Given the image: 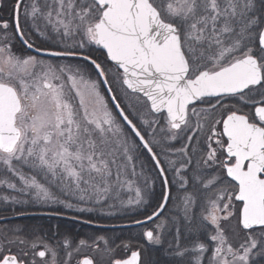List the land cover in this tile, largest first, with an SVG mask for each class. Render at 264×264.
Masks as SVG:
<instances>
[{"label": "snow or ice", "instance_id": "6c2138e0", "mask_svg": "<svg viewBox=\"0 0 264 264\" xmlns=\"http://www.w3.org/2000/svg\"><path fill=\"white\" fill-rule=\"evenodd\" d=\"M0 7L12 21L0 19V187L16 193L0 201L96 210L75 199L107 215L135 213L143 218L131 223L149 245L167 243L160 264H264V0ZM16 41L35 54L17 55ZM181 135L183 146L172 148ZM173 186L178 211L165 216ZM22 231H0V264L46 254L56 264L55 247ZM113 264H141V252Z\"/></svg>", "mask_w": 264, "mask_h": 264}, {"label": "trees", "instance_id": "16d2710c", "mask_svg": "<svg viewBox=\"0 0 264 264\" xmlns=\"http://www.w3.org/2000/svg\"><path fill=\"white\" fill-rule=\"evenodd\" d=\"M2 2L3 5H10L12 0H2ZM0 19L8 20L11 25L12 21L9 15V7H0ZM13 51L16 52L17 55H23L29 53L24 47H22L19 41L13 43ZM100 54L102 55V53ZM109 106L111 107L110 102H109ZM125 111L127 112V109H125ZM130 118H132L134 122H137L131 115ZM184 143L185 141L182 143L175 141L171 143V147L177 149L182 147ZM156 150L159 151V149ZM143 157L145 163L150 166L151 161L148 158L146 152L143 153ZM173 158H178V157H173ZM148 170L151 171V168L149 167ZM152 175L155 176V172H152ZM153 191L155 193L153 202L155 203L156 199L159 198L161 191L159 180H157L155 185L153 186ZM171 191H172L173 199L169 201V204L166 207L164 215H168L172 209H175L174 205L178 203L179 196L181 195V193H177L175 186L172 187ZM2 194L14 195L13 192L8 190L6 187L0 191V195ZM121 194L124 197L123 193ZM89 207H94L96 210L92 212L84 211L77 214L69 211L68 208L58 205H53L51 208H43L40 206L21 207L20 205L13 206L10 203H5L3 201H0V217L9 218L8 220H4L3 224L26 226V229H24L23 227L21 228L23 229L22 233H24L27 236H34L37 232H39L40 234L55 233L56 241L59 240L64 241L65 239L70 241H77L79 239H87L90 236H95L98 234H112V233L115 234L134 233L135 240L138 242L142 241L141 231L140 228L138 227L128 228V229H105V228H97L90 225V224L115 225L121 223H128L131 222L132 219L134 218L142 219L143 218L142 216H137V214L135 213L126 214L122 212H117L114 209L112 210L115 212L114 215L103 214L99 210L100 206L93 205L92 203H90L87 207L84 208H89ZM105 209H106V205H105ZM43 211L46 212L51 211L56 214L74 216L91 222L87 223L86 225H82L71 220L53 219L48 221L46 219L44 220L43 217L39 218V217H34L36 215L34 216L29 215L30 213H38ZM21 212L23 214H18Z\"/></svg>", "mask_w": 264, "mask_h": 264}, {"label": "flooded vegetation", "instance_id": "af4514ba", "mask_svg": "<svg viewBox=\"0 0 264 264\" xmlns=\"http://www.w3.org/2000/svg\"><path fill=\"white\" fill-rule=\"evenodd\" d=\"M201 106L202 105H198V107ZM201 139L203 138L201 137ZM153 204L155 203L153 202ZM198 210L199 209L197 208L196 211ZM39 213H46L50 215L34 216V217H39V218L43 217L44 220L46 219L48 221L53 219H65V220L74 221L82 225H86L87 223H89L85 219L77 218L74 216L56 214L51 211L49 212L43 211ZM223 224L227 228L235 227V221H231V223L223 222ZM137 227L140 228L141 233L144 231V228H142L141 226H137ZM146 227L152 228L153 224L149 223ZM23 228L26 229V226H24ZM227 234L231 239V232H228ZM20 235L29 241L34 240L37 237H40L45 243L49 244L52 247H55L57 251L56 264H81L84 258L91 259L93 261V264H113V262L117 259H121V260L126 259L128 256H130L131 251H136V250H139L141 252V264H160V262L163 259L162 249L167 246V243H165L162 246L149 245L144 240L143 237H142V241L138 242L134 238L135 235L134 233L98 234L95 236H90L87 239H83L87 242L85 246L79 245L80 240H82L79 239L77 241H69L67 247L64 246L63 241L61 242L56 241L55 233L40 234L39 232H37L34 236H27L24 233H20ZM100 237H103L104 239L100 240L99 239ZM241 237H243V233H241ZM168 239H170V237H165L166 242ZM105 241H107V243H105ZM122 242L130 243L131 245L130 249H126ZM19 247L22 246H17L15 249L14 248L11 249L12 253H18ZM78 247H79V251H76ZM40 250H44L42 244L39 247H37L34 251H40ZM69 252L71 253L70 258L68 256ZM25 259H27L28 261H31L33 259L32 250H29V256L26 257ZM50 260H51L50 254H46V257L43 259V261L41 260L40 257L38 256L35 257L36 264H47V262H50Z\"/></svg>", "mask_w": 264, "mask_h": 264}, {"label": "rangeland", "instance_id": "374dc122", "mask_svg": "<svg viewBox=\"0 0 264 264\" xmlns=\"http://www.w3.org/2000/svg\"><path fill=\"white\" fill-rule=\"evenodd\" d=\"M3 2H2V0H0V4H2ZM44 47H53V45L51 44V43H45L44 45H43ZM23 47V46H22ZM25 48V47H24ZM26 49V48H25ZM27 50V49H26ZM28 51V50H27ZM29 53H26V54H23V55H20V56H25V55H31V54H34V53H31L30 51H28ZM102 53V50H98V52L96 53L97 55H101L100 53ZM101 58H102V55H101ZM43 59H45V60H47V61H50V62H52L53 64H64V63H69V62H73L72 60H71V58H50V57H43ZM102 91H103V87H102ZM115 94H116V96H117V98H119L120 99V93H119V91H116L115 92ZM106 96V95H105ZM107 98V97H106ZM143 108V105H141V109ZM114 110V109H113ZM134 118V117H133ZM135 119V118H134ZM164 123V121L163 120H161V124H163ZM176 142H183V141H185V139H184V137H183V135H181V136H178V138L175 140ZM174 141V142H175ZM5 187H0V191L2 190V189H4ZM123 193V195H124V198L126 199L129 195H131V193H128V192H122ZM14 195L16 194V193H13ZM207 194H211V191H209V193H207ZM3 195V194H2ZM63 198V197H62ZM71 202L73 203V204H75L77 207H87L91 202H88V203H85V202H79V201H77V200H75V199H72L71 200ZM178 202H179V200H178ZM83 205V206H82ZM40 207H43V208H50V207H52V206H40ZM69 209V208H68ZM173 210H174V212H176L177 211V209L175 208V209H172L171 211L173 212ZM69 211H71V212H73V213H77V214H79V213H81L80 211H77L76 210V208L74 207V208H71V209H69ZM170 211V212H171ZM18 225H11V224H0V231H8L9 229H12V228H14V227H17ZM20 228L21 227H24V226H22V225H20L19 226ZM22 233V232H21ZM8 234L9 235H11L12 233L11 232H8ZM19 235H20V233H19ZM60 242H61V240H59ZM68 241H70V240H68ZM235 242V241H234ZM17 246H12V248L11 249H15Z\"/></svg>", "mask_w": 264, "mask_h": 264}, {"label": "water", "instance_id": "95a60500", "mask_svg": "<svg viewBox=\"0 0 264 264\" xmlns=\"http://www.w3.org/2000/svg\"><path fill=\"white\" fill-rule=\"evenodd\" d=\"M28 51H30V50H28ZM30 52L33 53L32 51H30ZM50 58H63V57H50ZM107 96H108V94H107ZM108 99H109V101H110V103L112 105L111 99L110 98H108ZM32 215H34V214H32ZM3 220H6V219H0V221H3ZM91 225L94 226V227H97V228H105V229L130 228V227H137V226H139V225H134L132 223H128V224H118V225H98V224H91Z\"/></svg>", "mask_w": 264, "mask_h": 264}]
</instances>
